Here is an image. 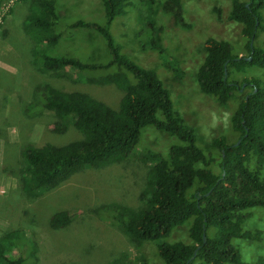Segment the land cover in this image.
<instances>
[{"label": "trees", "instance_id": "obj_1", "mask_svg": "<svg viewBox=\"0 0 264 264\" xmlns=\"http://www.w3.org/2000/svg\"><path fill=\"white\" fill-rule=\"evenodd\" d=\"M26 1L28 13L22 28L33 42L32 62L38 71L51 78H71L65 70L69 68L74 72L72 81L112 84L122 95L117 107L111 108L81 90L49 83L35 86L31 103L54 118L53 130L63 132L70 125L81 137L62 145H24L20 150L21 191L34 197L76 172L122 161L133 154L142 131L152 127L167 133L173 141L165 154H138L148 164L138 205H116L113 222L135 249L151 243L163 264H193L196 259L209 264L240 263L232 240L249 242L257 238L242 224L251 216L252 207L264 209V177L259 172L264 160V89L253 78L244 79L241 87V82L228 78V70L264 68V49L253 44L259 27L257 10L264 7V0H230L227 17L240 24L244 56L233 53L226 40L208 37L204 41V55L195 72L200 91L221 104L236 102L229 118L236 137L230 141L224 135L215 137L208 149L198 145L195 129L174 108L169 90L156 73L128 58L114 41L110 23L126 13L129 0H99L102 23L75 19L68 24L70 28H92L101 36L109 54L104 62L49 54L61 32L56 29L59 17L55 2ZM163 6L183 21L178 0H165ZM150 21L148 13L147 26ZM148 44L161 52L153 38ZM165 65L174 68L170 62ZM70 220L71 213L61 210L49 217L48 225L61 228ZM180 225H187L188 242L166 241ZM19 237L20 232L13 230L0 238V264H23L21 256L5 253V248ZM259 263L264 264V260ZM106 264L150 262L142 256L131 259L121 252Z\"/></svg>", "mask_w": 264, "mask_h": 264}, {"label": "rangeland", "instance_id": "obj_2", "mask_svg": "<svg viewBox=\"0 0 264 264\" xmlns=\"http://www.w3.org/2000/svg\"><path fill=\"white\" fill-rule=\"evenodd\" d=\"M178 1L181 22L164 8L165 0H129L126 13L116 16L109 30L122 53L153 70L161 79L174 108L195 129L198 145L208 149L215 137L224 135L228 141L236 137L229 120L236 102L221 104L200 91L195 72L204 55V41L208 37L226 40L233 53L244 56L245 38L240 33V24L227 17L230 0ZM54 2L59 17L56 29L61 32L49 54L87 62L107 60L105 42L94 29L68 27L75 19L102 23L100 1ZM27 6L26 0H2L0 4V238L9 231L20 232L17 242L5 248L6 256H21L23 264H106L126 252L131 259L142 256L150 264H163L151 243L135 249L113 222V214L116 205H138L137 197L148 170V164L138 154L143 151L165 154L173 141L167 133L147 127L133 154L124 160L76 172L55 188L34 197L21 191L20 150L24 145L39 146L46 142L62 145L81 137L70 125L63 132L53 130L54 118L31 103L35 86L49 83L57 88L81 90L111 108L117 107L122 95L112 84L72 81L74 72L69 68L65 70L71 78H51L38 71L32 62L33 42L22 28ZM148 13L150 26L145 22ZM257 15L259 27L253 44L264 49V7L257 10ZM150 38L160 53L149 46ZM228 71V78L237 84L241 82V87L244 79L253 78L264 89V68L232 67ZM259 172L264 177V160ZM61 210L71 213L70 222L61 228H51L49 217ZM250 211L251 216L242 228L255 232L257 238L249 242L232 240L240 256L237 264H262L259 261L264 260V209L254 206ZM165 240L188 242L187 225L175 227ZM193 264L209 263L196 259Z\"/></svg>", "mask_w": 264, "mask_h": 264}, {"label": "water", "instance_id": "obj_3", "mask_svg": "<svg viewBox=\"0 0 264 264\" xmlns=\"http://www.w3.org/2000/svg\"><path fill=\"white\" fill-rule=\"evenodd\" d=\"M249 59V58H248Z\"/></svg>", "mask_w": 264, "mask_h": 264}]
</instances>
